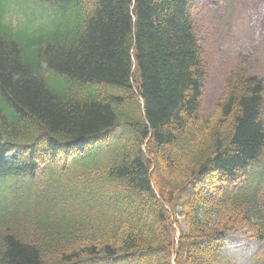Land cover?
I'll return each mask as SVG.
<instances>
[{"label": "trees", "instance_id": "1", "mask_svg": "<svg viewBox=\"0 0 264 264\" xmlns=\"http://www.w3.org/2000/svg\"><path fill=\"white\" fill-rule=\"evenodd\" d=\"M197 11L0 0V264H228L237 228L264 264L263 79L202 110Z\"/></svg>", "mask_w": 264, "mask_h": 264}, {"label": "rangeland", "instance_id": "2", "mask_svg": "<svg viewBox=\"0 0 264 264\" xmlns=\"http://www.w3.org/2000/svg\"><path fill=\"white\" fill-rule=\"evenodd\" d=\"M195 20L208 62L200 99L205 113L212 111L238 59L247 73L259 76L264 84V0H198ZM8 185L2 189L17 196L24 183L12 178ZM256 248L249 233L237 228L226 238L223 253L228 264H252Z\"/></svg>", "mask_w": 264, "mask_h": 264}]
</instances>
